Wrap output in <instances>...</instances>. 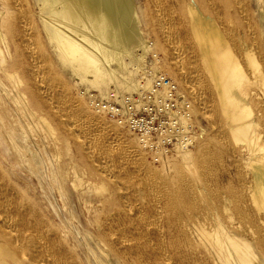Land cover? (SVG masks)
I'll return each instance as SVG.
<instances>
[{"label":"bare ground","instance_id":"bare-ground-1","mask_svg":"<svg viewBox=\"0 0 264 264\" xmlns=\"http://www.w3.org/2000/svg\"><path fill=\"white\" fill-rule=\"evenodd\" d=\"M137 9L0 0V264H264V0H144L146 27L194 97L177 132L192 139L171 145L130 137L61 75H90L100 94L111 82L137 92V72L150 86L164 70H144L157 43ZM45 41L57 59H39ZM202 113L216 137L203 136ZM71 137L100 183L72 170ZM34 179L56 183L61 222L39 204Z\"/></svg>","mask_w":264,"mask_h":264},{"label":"built area","instance_id":"built-area-1","mask_svg":"<svg viewBox=\"0 0 264 264\" xmlns=\"http://www.w3.org/2000/svg\"><path fill=\"white\" fill-rule=\"evenodd\" d=\"M142 76L141 72V86L137 92L121 95L111 90L105 98L92 95L91 103L97 110L126 122L136 133L150 138L161 137L168 145L180 140L188 142L191 129L184 135H177V132L188 125L185 117L193 108L192 101L179 91L168 75L157 71L150 86H142L146 82Z\"/></svg>","mask_w":264,"mask_h":264},{"label":"rangeland","instance_id":"rangeland-1","mask_svg":"<svg viewBox=\"0 0 264 264\" xmlns=\"http://www.w3.org/2000/svg\"><path fill=\"white\" fill-rule=\"evenodd\" d=\"M135 1H136V5L138 8L137 10H138V13H139V16L141 19L140 28L143 31L145 38L149 39L150 41L152 39H154L157 43L156 47L150 46V49L148 50V52L146 54V61H145L146 66L144 65L145 66L144 70L149 69V67L147 65H151V66L156 65L161 71L164 70V73H166V75H168L173 80H175L176 83L179 85L180 89L185 91V94L189 95L190 100H193V98H194L193 95L185 88V86L182 84V82L179 81V79L177 78L176 73L169 67L170 59H169L168 55L165 53L163 45H160L158 43L157 33L154 30H151V31L148 30V28L146 27V20L142 16V9L144 7V0H135ZM250 2H251V5L254 4V0H250ZM32 4L34 7H36L38 9L37 3H34L32 1ZM155 37H156V39H155ZM251 40H253V39H251ZM32 42H33V45H35V47L38 46V44L36 43V41L34 39H32ZM45 43H46L45 47H47L46 50H48V51H46L47 53L44 52V54H43L41 48L39 49L40 46L37 47L39 53H41V55H42V56L39 55V59H41L40 57H43V55H44V59H42L44 61H45V59H47V56L49 53H50V55L53 53L52 46L49 43H47V41H45ZM251 44L254 47L257 46V43L255 41L251 42ZM259 53L264 58V49L263 48L260 50ZM155 55H157V58L159 59L158 62L155 59ZM48 59H57V58L55 56L51 55V57ZM126 60L129 63V65H131V68H134L135 63L130 61L129 58H127ZM179 62H181V61H177L176 64L180 65L182 67H183V65H185L182 62L181 63H179ZM263 62H264V59H263ZM61 73H62L61 75L64 77V81L66 83V86H67L69 93H71V95L74 97L76 96L75 98L78 97L77 99H81V100L83 99L81 102L84 103V105L86 107L88 106L91 109L95 108L92 104H90L91 103L90 97L92 95H98L101 98H105L107 96V93L114 89V85L111 82L108 85V89L106 87L100 89L102 91L101 92L102 94H100L98 92V88H96V86H93L90 83V80H89L90 75L89 76L84 75V77L82 78V77L78 76L77 74H74L71 70H64V69L62 70ZM140 75H141V72H137V74H136L137 82H138V80H140ZM191 85L192 84H189V86H191ZM125 93H127V92H125ZM88 107H87V109H88ZM99 113L103 114V112H99ZM104 116L109 121H111L112 123L121 125L120 121L116 117L110 115L109 113H104ZM199 120H200V122H199L200 126H202L205 129L204 131L206 132L203 136L205 138L206 137H213V138L216 137L215 133L212 132L211 123L208 122V118H206L205 115H203V113L201 114ZM199 120H197V121H199ZM194 125H195V123H194ZM123 129H124V127H123ZM130 130L128 129V127H125V129H124V131H126V133H128V134L130 133L129 134L130 137H132V136L134 137L135 135H133L134 133H132L134 131L132 129H130ZM69 141H70V144L72 146L71 147L72 150L70 152L66 153V157H67V160L70 162L72 170L75 169L77 171L79 178L81 179L80 180L81 183H83V184H84V182L87 183L88 178H91L94 182H99L96 176L93 177L94 172H93V169L90 167L92 164H91L90 159L87 156V154L86 153L84 154L83 151L80 150L76 144H74L73 137H71ZM152 155L153 154H151V156ZM151 156L149 155V157H148L149 160H152L154 158L153 156L152 157ZM74 179H75V176H73V172H71V180H74ZM26 180H29L27 176H26ZM32 184L38 188L39 204H41L45 210L50 211V213L52 215H55V217H58L59 222H61V218H63L65 216V211L63 208L64 203L61 199V196L58 194L57 190L55 189L56 183L54 181H51V182L49 181L47 183H46V181H43V187H41L38 180L34 179V183H32ZM69 184H70L71 190H74L73 186H72V181L69 182ZM87 225L88 224L86 223L84 227L85 228L88 227ZM84 233L86 234V232H84Z\"/></svg>","mask_w":264,"mask_h":264}]
</instances>
